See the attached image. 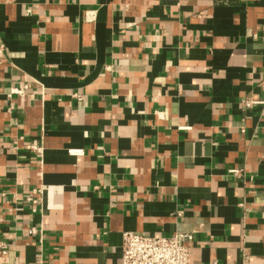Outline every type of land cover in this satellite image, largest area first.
Instances as JSON below:
<instances>
[{"label": "crops", "instance_id": "obj_1", "mask_svg": "<svg viewBox=\"0 0 264 264\" xmlns=\"http://www.w3.org/2000/svg\"><path fill=\"white\" fill-rule=\"evenodd\" d=\"M0 42V264H264V0H2Z\"/></svg>", "mask_w": 264, "mask_h": 264}, {"label": "built area", "instance_id": "obj_2", "mask_svg": "<svg viewBox=\"0 0 264 264\" xmlns=\"http://www.w3.org/2000/svg\"><path fill=\"white\" fill-rule=\"evenodd\" d=\"M2 0H0L1 3ZM158 2H173L180 6L190 0H153ZM5 61V49L0 42V66ZM24 89L15 90L16 94H23ZM14 92V91H13ZM252 101H245L246 107L252 106ZM242 133H245L242 129ZM32 150L40 151V148L30 147ZM231 174L240 175V171L231 170ZM33 196L29 195L26 202L34 206H39L42 202L43 191L40 189L33 191ZM32 233H34L32 231ZM194 241V236L189 233H177L171 237H148L133 232L123 234L122 264H191V254L188 243ZM3 254L7 252L4 250Z\"/></svg>", "mask_w": 264, "mask_h": 264}]
</instances>
